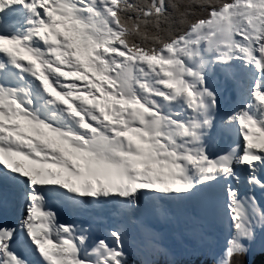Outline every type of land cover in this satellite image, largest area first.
<instances>
[{
  "label": "snow or ice",
  "instance_id": "snow-or-ice-1",
  "mask_svg": "<svg viewBox=\"0 0 264 264\" xmlns=\"http://www.w3.org/2000/svg\"><path fill=\"white\" fill-rule=\"evenodd\" d=\"M0 187V264L264 252V0H0Z\"/></svg>",
  "mask_w": 264,
  "mask_h": 264
},
{
  "label": "rangeland",
  "instance_id": "rangeland-1",
  "mask_svg": "<svg viewBox=\"0 0 264 264\" xmlns=\"http://www.w3.org/2000/svg\"><path fill=\"white\" fill-rule=\"evenodd\" d=\"M258 200L260 201L261 205L264 206V193H259ZM263 200V201H262ZM188 228L186 227L185 230ZM173 231V230H172ZM214 231V230H213ZM209 235L213 237V240L215 242V246L219 247L223 243L222 235L215 234L211 231H209ZM179 239V238H178ZM164 246L167 247L171 254L176 255H190V254H197L201 253L203 254L205 250L209 247L207 242H201L198 240V238L194 235V240L189 242H174L173 238L169 236V234L165 235L164 238ZM255 248L248 253V255H251L252 253L256 252Z\"/></svg>",
  "mask_w": 264,
  "mask_h": 264
},
{
  "label": "trees",
  "instance_id": "trees-1",
  "mask_svg": "<svg viewBox=\"0 0 264 264\" xmlns=\"http://www.w3.org/2000/svg\"><path fill=\"white\" fill-rule=\"evenodd\" d=\"M130 264H140V259L135 254H129ZM171 259L175 264H211L210 258L207 256H177L176 254H171ZM242 261V264H264V252L256 251L251 255H245L238 258ZM169 258L161 256L159 257L157 264H168Z\"/></svg>",
  "mask_w": 264,
  "mask_h": 264
},
{
  "label": "bare ground",
  "instance_id": "bare-ground-1",
  "mask_svg": "<svg viewBox=\"0 0 264 264\" xmlns=\"http://www.w3.org/2000/svg\"><path fill=\"white\" fill-rule=\"evenodd\" d=\"M259 193L261 194V192H260V190L259 189H257L256 191H255V195H256V197H257V199H258V196L257 195H259ZM9 199H11L12 197H13V195H11V194H9ZM9 199H7L6 197L3 199H1L0 198V215H3V213L5 212V208H4V206H3V201H5V200H9ZM263 201V200H262ZM264 202V201H263ZM8 204L9 205H12V201H8ZM264 204V203H263ZM53 210L54 211H57V214H58V216L60 217V219H61V222H64L65 220H68V221H71V220H73V219H75V217L73 216V214L71 213V212H65V211H63L62 209H60V208H56V207H54L53 208ZM10 211V210H9ZM106 215V214H105ZM85 223H95V225H96V227H102V224L101 223H99V222H94V221H91V220H85L84 221ZM185 225L183 224V223H179V224H176V225H173V226H171V230H173V228H176L177 230L179 229V231H180V235L176 238V241H184V240H186L187 239V236L188 235H186V234H184V233H182V229L181 228H183V230H185ZM169 229L167 228L166 230H165V232H167ZM215 234V233H214ZM93 235H95V236H98L99 235V233H93ZM179 238V239H178Z\"/></svg>",
  "mask_w": 264,
  "mask_h": 264
}]
</instances>
